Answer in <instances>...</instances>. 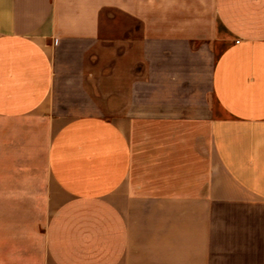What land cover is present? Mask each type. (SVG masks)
I'll use <instances>...</instances> for the list:
<instances>
[{"label":"crops","instance_id":"0c3cea01","mask_svg":"<svg viewBox=\"0 0 264 264\" xmlns=\"http://www.w3.org/2000/svg\"><path fill=\"white\" fill-rule=\"evenodd\" d=\"M0 121V264H264V0H0Z\"/></svg>","mask_w":264,"mask_h":264},{"label":"rangeland","instance_id":"374dc122","mask_svg":"<svg viewBox=\"0 0 264 264\" xmlns=\"http://www.w3.org/2000/svg\"><path fill=\"white\" fill-rule=\"evenodd\" d=\"M23 130L27 133L22 134L20 126H5L0 121V182L17 181L20 175L14 174L13 169L35 161L36 128L24 127Z\"/></svg>","mask_w":264,"mask_h":264}]
</instances>
